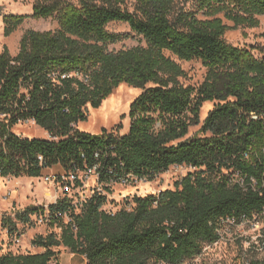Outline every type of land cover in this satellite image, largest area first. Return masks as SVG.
Instances as JSON below:
<instances>
[{"label":"trees","instance_id":"16d2710c","mask_svg":"<svg viewBox=\"0 0 264 264\" xmlns=\"http://www.w3.org/2000/svg\"><path fill=\"white\" fill-rule=\"evenodd\" d=\"M189 1L34 0L32 14L3 16L6 36L29 18H53L58 27L28 30L15 55L0 51V176L98 164V181L109 190L129 176L153 180L175 165L196 170L175 188L135 195L130 208L116 212L104 208L102 190L79 206L65 194L48 206L49 224L61 234L38 235L33 244L43 252L0 254V264H50L61 245L87 264H184L221 239L223 220L263 216L264 46L241 47L226 34L260 26L264 0H194L187 9ZM112 23H126L130 32L111 31ZM134 37L136 46L109 49ZM193 60L207 69L199 87L183 81L180 61ZM122 83L142 89L128 131L120 133L122 124L100 134L81 130L88 106L99 108ZM207 101L214 107L189 135ZM27 120L49 137L13 131ZM45 211L28 206L16 217L28 223ZM260 242L264 248V237ZM249 264H264V257Z\"/></svg>","mask_w":264,"mask_h":264},{"label":"rangeland","instance_id":"374dc122","mask_svg":"<svg viewBox=\"0 0 264 264\" xmlns=\"http://www.w3.org/2000/svg\"><path fill=\"white\" fill-rule=\"evenodd\" d=\"M71 1L76 2L77 0ZM194 2V0L187 2L186 8H192ZM33 5L34 0H0V51L7 47L15 55L19 52L21 39L28 30L47 31L58 27L57 21L53 18H29L13 34L6 36L3 16L5 14H32ZM260 20L261 24L258 27L239 26L237 29L229 30L226 39L235 45L250 49L258 45L261 50L264 46V16H261ZM225 21L233 25V22ZM108 27L114 32H130V27L126 23H112ZM139 43L140 38L134 37L116 44H110L109 49L120 50L136 46ZM180 63L187 72V77L183 81L186 84L199 87L205 80L207 73L204 65L197 60L180 61ZM141 92V88L122 83L103 101L99 108H93L89 105L88 119L81 121L78 127L91 134H100L103 129L112 131L122 124L120 133H126L131 125L130 106ZM213 107L214 102L207 101L203 104L200 112V124L191 127L189 135H194L200 130ZM13 131L24 136L49 137L48 132L33 120L19 122L13 127ZM60 167L58 169L55 167L53 170L49 168L41 177H20L22 178L21 185L17 184L18 181L14 176H0V254L8 252L16 254L40 253L45 249L33 244V240L38 235L46 236L51 232L61 234L62 228L60 226L52 227L49 224L48 208L43 214L41 212L33 214L28 223L18 221L16 217L19 210L28 207L25 205L26 203L32 204L29 206H49L57 198L66 196L59 185L48 183L44 179L48 172H64V169ZM195 170V168L187 165H175L169 170L157 174L153 180L132 178L129 181L122 180L112 183L109 185L110 191L99 183L96 176H91L85 181L81 190H75L68 196L73 199L74 203H78L84 198L90 197L94 190H102L108 196L104 208L116 212L123 207L130 208L135 195L144 196L150 193H158L167 188H175L177 181L182 180L189 172ZM15 195H18L23 203L17 204V201H14V205L8 204V200L14 198ZM67 220L68 216L65 217V221ZM259 234H264V231L260 233L251 226L237 228L236 231L225 235L217 243L207 245L200 256L184 264H248L254 259L264 257L263 244L254 242ZM17 237L21 238L20 244L16 243ZM54 249L60 253L58 258L52 260L50 264H87L85 256L72 253L69 248L63 245Z\"/></svg>","mask_w":264,"mask_h":264},{"label":"built area","instance_id":"2783aa9c","mask_svg":"<svg viewBox=\"0 0 264 264\" xmlns=\"http://www.w3.org/2000/svg\"><path fill=\"white\" fill-rule=\"evenodd\" d=\"M252 116L253 118L258 117L256 113H253ZM96 156L98 157L99 154H96ZM245 157L249 158L250 154L246 153ZM98 170H99V165L96 164L93 167H89L86 169H75L69 173H66V172L49 173L44 177V179L48 183L50 182V183L59 185L64 194H69V193L75 192V190L77 191L81 190L85 181L88 180L91 176H96L97 178H99ZM132 178L140 179L138 177L129 176L128 178L123 179V180L129 181ZM236 178L241 184L244 183V178L242 177L240 173L236 174ZM57 199L54 202H56ZM45 208H48V206H45ZM263 223H264V212H263V216L256 214L254 215L253 218H244L240 222H238L235 218H227L226 220H223V228L219 231V233L222 239L224 238L225 235H228L229 233H233L234 231H236L237 228H245L246 226H251L257 231H259L260 233H262V231H264ZM262 237H264V234L257 235V239L254 242L256 243L260 242L259 240ZM16 243L20 244L21 238L17 237Z\"/></svg>","mask_w":264,"mask_h":264},{"label":"crops","instance_id":"0c3cea01","mask_svg":"<svg viewBox=\"0 0 264 264\" xmlns=\"http://www.w3.org/2000/svg\"><path fill=\"white\" fill-rule=\"evenodd\" d=\"M47 135H49V134H47ZM59 168L60 167V165H55V166H52V167H50V170H53V168ZM61 168V167H60ZM49 170V168H47V169H45V171L44 172H46V171H48ZM47 174H49V172L47 173ZM4 179V178H3ZM15 179L18 181V183L17 184H19V185H21L22 184V178H20V177H15ZM20 194H21V192H20ZM28 196V195H27ZM14 201H17V204H19V203H23L22 202V199L21 198H18V195H15V197L14 198H12V199H9L8 200V204H11V205H14ZM25 205H32L31 203H26Z\"/></svg>","mask_w":264,"mask_h":264}]
</instances>
